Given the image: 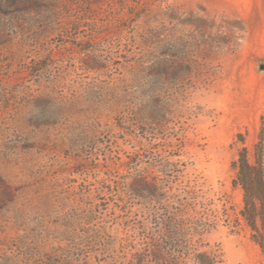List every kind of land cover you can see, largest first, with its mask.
Wrapping results in <instances>:
<instances>
[{"label":"rangeland","instance_id":"374dc122","mask_svg":"<svg viewBox=\"0 0 264 264\" xmlns=\"http://www.w3.org/2000/svg\"><path fill=\"white\" fill-rule=\"evenodd\" d=\"M261 131L264 0H0V264H135L170 218L264 264Z\"/></svg>","mask_w":264,"mask_h":264},{"label":"trees","instance_id":"16d2710c","mask_svg":"<svg viewBox=\"0 0 264 264\" xmlns=\"http://www.w3.org/2000/svg\"><path fill=\"white\" fill-rule=\"evenodd\" d=\"M255 155V163H252L247 149L242 148L234 167L237 170L235 184L244 190L242 216L257 232L260 224L264 226V131L260 132ZM136 193L141 194L138 190ZM191 232L185 223L174 218L167 219L157 232L148 237L147 251L134 255L135 264H187L189 261L195 264H220L219 255L204 239L206 231L196 229V236ZM257 242L264 251V238Z\"/></svg>","mask_w":264,"mask_h":264}]
</instances>
